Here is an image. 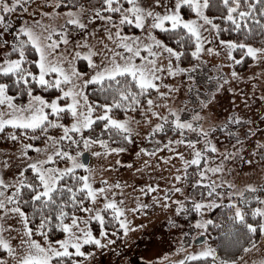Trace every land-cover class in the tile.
<instances>
[{
    "label": "snow or ice",
    "instance_id": "1",
    "mask_svg": "<svg viewBox=\"0 0 264 264\" xmlns=\"http://www.w3.org/2000/svg\"><path fill=\"white\" fill-rule=\"evenodd\" d=\"M247 59L264 65V0H0V264H96L131 229L127 185L88 156L115 154L114 169L137 139L167 176L137 186L155 195L131 211L190 221L170 264H242L264 236V184L238 187L229 165L253 162L255 122L211 103Z\"/></svg>",
    "mask_w": 264,
    "mask_h": 264
},
{
    "label": "rangeland",
    "instance_id": "2",
    "mask_svg": "<svg viewBox=\"0 0 264 264\" xmlns=\"http://www.w3.org/2000/svg\"><path fill=\"white\" fill-rule=\"evenodd\" d=\"M34 5H40L43 0H33ZM14 18L18 22H22L23 14L17 12ZM215 63V61H213ZM84 68V65H80ZM264 65L254 64L251 59L237 66V71L241 76L245 77L242 80H232L225 85L221 92L216 94V99L212 101L211 108L213 115L223 120L230 114H240L247 116L255 122L256 136L250 137L245 145L244 160H252L251 164L236 160L229 166L233 173L229 176L238 187H242L247 183L257 185L264 184V162L251 153V147H254L255 141L261 138V131L264 130V100H261V95H264V77L258 75ZM228 71V69H225ZM256 75L255 80H249L247 77ZM257 87H253V85ZM229 88H236V92L229 91ZM243 93V95L241 94ZM247 97V99H245ZM143 127V125H141ZM245 131V129H241ZM11 141L7 144L0 140V156L9 152ZM143 146L141 141L137 139L136 143L129 145L128 151L121 153L119 159L125 161L123 165H117L114 169H108V163H114L116 156L110 159L97 160L95 157L88 156L89 161L93 165H104V176L110 182L120 181L127 186L123 189H115L118 193L123 191L125 197V206L128 209L126 215L130 221V231L125 236L123 233L119 237H113L116 241L115 245L104 250L96 257V264H170L171 261L182 258L183 253H176V248L182 240L181 231L187 233L190 228V221L183 216L174 217L171 209H163L160 206L154 205L149 208L140 209L138 212L131 211L136 207L137 199L143 203L151 204L154 193L147 196L140 193L139 185L147 183H159L162 187L166 183L161 177L167 176L166 172L156 165L155 159L152 160L149 167L145 168L144 162L149 158L147 156L137 157L135 151ZM131 163L132 167H128ZM178 163V161H177ZM139 169V171H138ZM100 176H97V180ZM179 195V194H177ZM169 218L176 221V226L169 224ZM199 245H197L198 247ZM257 248L252 261L248 258V253L243 256L242 264H254L261 258H264V236H260L257 241ZM191 251V249H188ZM166 257V259H165Z\"/></svg>",
    "mask_w": 264,
    "mask_h": 264
},
{
    "label": "trees",
    "instance_id": "3",
    "mask_svg": "<svg viewBox=\"0 0 264 264\" xmlns=\"http://www.w3.org/2000/svg\"><path fill=\"white\" fill-rule=\"evenodd\" d=\"M228 34H225V36H227ZM249 59H247L246 61H248ZM212 235H215V233H212ZM260 234H257L256 235V237H255V240L256 241H259V239H260ZM209 242H211V241H209ZM219 241H217V243H218ZM256 250H257V248L255 247V248H251L250 250H249V253L247 254V253H244V252H242V251H235V257L234 258H237V259H241L243 256H245L246 254L248 255V258L250 259V261H252V259H253V256L255 255V253H256Z\"/></svg>",
    "mask_w": 264,
    "mask_h": 264
}]
</instances>
